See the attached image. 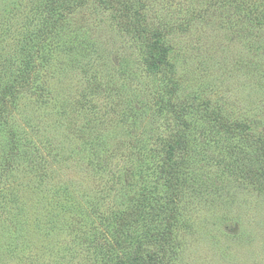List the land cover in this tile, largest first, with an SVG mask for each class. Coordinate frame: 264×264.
I'll use <instances>...</instances> for the list:
<instances>
[{
	"label": "rangeland",
	"instance_id": "rangeland-1",
	"mask_svg": "<svg viewBox=\"0 0 264 264\" xmlns=\"http://www.w3.org/2000/svg\"><path fill=\"white\" fill-rule=\"evenodd\" d=\"M140 5L170 49L201 186L183 191L185 231L168 264H264L251 143L192 110L209 106L264 136V0ZM121 13L105 0H0V110L7 87L31 76L0 112V264H111L121 216L157 188L175 119L161 104L170 73L149 63Z\"/></svg>",
	"mask_w": 264,
	"mask_h": 264
},
{
	"label": "trees",
	"instance_id": "trees-1",
	"mask_svg": "<svg viewBox=\"0 0 264 264\" xmlns=\"http://www.w3.org/2000/svg\"><path fill=\"white\" fill-rule=\"evenodd\" d=\"M105 1L118 10H122L123 19L120 24L126 30H137L146 41L149 63L163 72L170 73V77L162 85L166 97L162 98L161 104L175 114L174 123L167 137L157 188L155 190L144 188L137 194L133 207L121 216L115 234V252L112 253L116 255L111 264H168L169 259L177 255L176 249L180 247L179 240H182L185 231L181 210L183 191L185 189L195 192L201 190V186L196 182L195 170L191 168L194 152L192 128L189 123H186L187 121H182L183 115L189 108L175 100L179 86L173 75V65L168 60L170 49L164 43L162 32L150 30L143 22L145 10L140 5L143 0H141L142 3H136V8L133 4L128 5L125 0ZM73 9H70L68 13L71 14ZM259 12V7H252L250 10V13L255 15ZM59 16L58 21L60 19L64 21L68 15L63 13ZM57 27L55 25L51 31ZM30 79V74H27L7 87L6 101L1 102V113L5 114L7 106L13 104L16 98L17 89L26 85ZM203 109L205 116L203 118L211 121L220 133L228 137L240 135L241 139L245 138L251 143L250 147L253 151H247L245 156V158L252 157L249 163L252 169L249 173L250 178L256 183L264 179V136L251 124L232 121L228 116L222 115L220 110H210L209 106L192 108L196 114ZM234 158L236 164L241 162L236 155ZM230 163L235 164L233 161Z\"/></svg>",
	"mask_w": 264,
	"mask_h": 264
}]
</instances>
